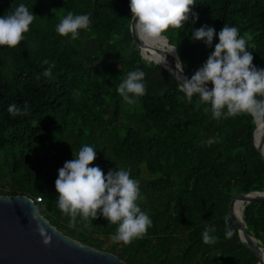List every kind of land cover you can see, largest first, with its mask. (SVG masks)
Masks as SVG:
<instances>
[{
	"label": "trees",
	"instance_id": "obj_1",
	"mask_svg": "<svg viewBox=\"0 0 264 264\" xmlns=\"http://www.w3.org/2000/svg\"><path fill=\"white\" fill-rule=\"evenodd\" d=\"M19 3L36 17L19 45L0 46V194L29 197L65 235L127 264H178L181 256L182 264H256L231 211L238 194L264 192L253 116L215 119L210 105H198L195 96L187 102L173 71L143 58L128 0H0V15ZM69 11L90 18L76 39L55 32ZM193 11L195 24L165 34L186 78L212 51L191 39L201 25L216 31L236 26L252 63L264 68V0H197ZM49 65L52 72L45 77ZM137 68L145 73L146 91L128 105L116 87ZM12 103L26 105V114H10ZM83 144L95 148L92 164L104 173L126 167L139 181L138 203L152 219L143 238L114 242L116 225L105 218L98 215L90 227L69 226L57 208V169ZM226 218L231 238L225 236ZM242 220L264 253V201L245 203ZM206 226L215 227L214 244L202 240Z\"/></svg>",
	"mask_w": 264,
	"mask_h": 264
},
{
	"label": "clouds",
	"instance_id": "obj_2",
	"mask_svg": "<svg viewBox=\"0 0 264 264\" xmlns=\"http://www.w3.org/2000/svg\"><path fill=\"white\" fill-rule=\"evenodd\" d=\"M196 2L128 0L137 38L158 42L165 39L170 28H182L186 22L195 24L198 14L193 11V6ZM35 17L25 3H19L9 14L0 15V46L14 48L19 45ZM89 26L88 14L69 11L55 25V32L76 39L80 34L78 30H87ZM214 37L217 42L213 45ZM191 39L212 47V51L201 66L183 80L181 89L186 101L191 103L195 96L198 105H210L211 116L215 119L244 113L264 115V68H257L252 63L253 56L246 50L249 47L246 38L239 35V29L223 25L216 31L211 26L201 25L191 31ZM175 47H171L169 52ZM42 63L49 64V61L45 59ZM52 66L43 71V76L51 75ZM144 78L145 73L137 68L128 71L117 85L116 92L128 105H133L145 95ZM208 110L205 108V111ZM7 111L13 116L26 114V105L22 109L12 103ZM205 142L212 143L211 139ZM94 158L95 148L83 144L73 159L65 161L57 169L54 181L57 208L68 216L69 226L83 222L85 227H90L91 220L98 215L105 218L108 223L116 225L111 237L114 242L128 245L135 239L143 238L152 226V219L138 203L142 199L139 181L130 176L126 167H115L104 173L99 166L92 164ZM224 225L226 238H231L233 229L227 218ZM214 231V226L205 227L202 232L205 244L215 243L210 235ZM47 242L45 237L44 243Z\"/></svg>",
	"mask_w": 264,
	"mask_h": 264
},
{
	"label": "water",
	"instance_id": "obj_3",
	"mask_svg": "<svg viewBox=\"0 0 264 264\" xmlns=\"http://www.w3.org/2000/svg\"><path fill=\"white\" fill-rule=\"evenodd\" d=\"M141 48L148 41L137 38ZM164 41V53L156 49L154 51L161 59L159 64L173 71L181 86L186 78L175 49L169 44L167 38ZM171 58L172 63L168 61ZM155 63V62H154ZM255 120L253 131V143L257 151L264 159V144L262 136L264 134V115L258 116ZM261 131L259 140L255 139L256 132ZM254 200L264 201V192H248L238 194L232 201L231 211L235 221L238 236L247 248L257 257L260 264L264 262V253L256 245V240L246 232L245 224L241 214H238L236 203H245ZM43 230V235L41 234ZM48 242L44 243V238ZM183 256L178 261L182 264ZM0 264H127L116 255L99 250L83 244L58 230L55 226L43 217L32 199L25 195L6 196L0 194Z\"/></svg>",
	"mask_w": 264,
	"mask_h": 264
},
{
	"label": "bare ground",
	"instance_id": "obj_4",
	"mask_svg": "<svg viewBox=\"0 0 264 264\" xmlns=\"http://www.w3.org/2000/svg\"><path fill=\"white\" fill-rule=\"evenodd\" d=\"M142 49L145 52H147V54L149 55V60H151L155 63H159L161 61V59L158 57V55L156 54L154 49H156L160 52H163L164 51V41L163 40H160L158 42L148 41V44L142 45ZM254 116H255L256 120L258 121V116H256V115H254ZM260 137H261V131L258 130L256 132L255 139L259 140ZM242 206H243V203L241 201L236 203V209H237L239 215L241 214ZM260 264H264V262L260 263Z\"/></svg>",
	"mask_w": 264,
	"mask_h": 264
},
{
	"label": "rangeland",
	"instance_id": "obj_5",
	"mask_svg": "<svg viewBox=\"0 0 264 264\" xmlns=\"http://www.w3.org/2000/svg\"><path fill=\"white\" fill-rule=\"evenodd\" d=\"M142 52H141V54H142V56H143V58L144 59H146V60H148V61H151V60H149V55L147 54V52H145L143 49L141 50ZM164 53V52H163ZM110 244V242L109 243H107L106 245H109ZM105 246V245H104ZM262 250V249H261Z\"/></svg>",
	"mask_w": 264,
	"mask_h": 264
}]
</instances>
